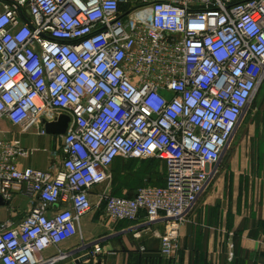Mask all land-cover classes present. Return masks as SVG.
I'll return each instance as SVG.
<instances>
[{
	"label": "built area",
	"instance_id": "2783aa9c",
	"mask_svg": "<svg viewBox=\"0 0 264 264\" xmlns=\"http://www.w3.org/2000/svg\"><path fill=\"white\" fill-rule=\"evenodd\" d=\"M263 83L264 0H0V134L70 118L52 170L21 168L22 136L0 138V197L30 199L0 224V264L97 262L102 241L43 256L95 209L162 225L174 257ZM118 159L161 162L164 185L110 194Z\"/></svg>",
	"mask_w": 264,
	"mask_h": 264
},
{
	"label": "crops",
	"instance_id": "0c3cea01",
	"mask_svg": "<svg viewBox=\"0 0 264 264\" xmlns=\"http://www.w3.org/2000/svg\"><path fill=\"white\" fill-rule=\"evenodd\" d=\"M53 118L48 116L46 120ZM2 127L4 134L0 138L21 135L29 151L28 157L19 159L21 168L52 170L60 165L59 136H40L32 124L12 128L5 122ZM252 133L254 142L250 145H244L245 138L252 136H241V145L231 152L228 166L223 167L216 183L181 229L180 248L174 257L166 258L161 253L162 225L144 229L136 223L114 222L103 209H95L84 217L77 236L46 250L44 258L52 259L59 251L81 247L83 241H102L104 251L97 262L93 258L80 264H264V132ZM102 190L103 187L95 190V206ZM29 200V196L16 193L11 203L0 204V224L20 223L29 210Z\"/></svg>",
	"mask_w": 264,
	"mask_h": 264
},
{
	"label": "rangeland",
	"instance_id": "374dc122",
	"mask_svg": "<svg viewBox=\"0 0 264 264\" xmlns=\"http://www.w3.org/2000/svg\"><path fill=\"white\" fill-rule=\"evenodd\" d=\"M263 103L264 84L259 88L242 122V126L237 132L224 158V167L228 166V162L232 156L231 152L235 151V148L241 145V136L249 137V135H251L252 137H249V139L245 138L247 141L244 143V145H250V142H254V134L252 131L262 130L264 132ZM165 171L164 165L156 160L118 159L111 167L112 177L105 186L108 188L109 193L116 197H132L138 188L140 189L145 186H162L164 184Z\"/></svg>",
	"mask_w": 264,
	"mask_h": 264
},
{
	"label": "water",
	"instance_id": "95a60500",
	"mask_svg": "<svg viewBox=\"0 0 264 264\" xmlns=\"http://www.w3.org/2000/svg\"><path fill=\"white\" fill-rule=\"evenodd\" d=\"M69 123L70 118L62 115L55 122L46 124L47 133L51 135L63 136L67 133ZM0 204H4L1 197Z\"/></svg>",
	"mask_w": 264,
	"mask_h": 264
},
{
	"label": "trees",
	"instance_id": "16d2710c",
	"mask_svg": "<svg viewBox=\"0 0 264 264\" xmlns=\"http://www.w3.org/2000/svg\"><path fill=\"white\" fill-rule=\"evenodd\" d=\"M165 172H166V171H165ZM164 182H165V178H164ZM163 185H164V184H163ZM163 185H162V186H163ZM138 189H139V188H138ZM138 189H137V190H138ZM137 190L135 191V193H134V195H133L132 197H134V196H135V194H136ZM124 197H127V196H124ZM129 198H131V197H129Z\"/></svg>",
	"mask_w": 264,
	"mask_h": 264
}]
</instances>
